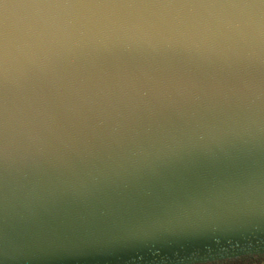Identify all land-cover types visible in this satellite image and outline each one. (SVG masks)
I'll use <instances>...</instances> for the list:
<instances>
[{
  "label": "water",
  "instance_id": "95a60500",
  "mask_svg": "<svg viewBox=\"0 0 264 264\" xmlns=\"http://www.w3.org/2000/svg\"><path fill=\"white\" fill-rule=\"evenodd\" d=\"M0 264L264 255V43L167 10L0 9Z\"/></svg>",
  "mask_w": 264,
  "mask_h": 264
},
{
  "label": "snow or ice",
  "instance_id": "6c2138e0",
  "mask_svg": "<svg viewBox=\"0 0 264 264\" xmlns=\"http://www.w3.org/2000/svg\"><path fill=\"white\" fill-rule=\"evenodd\" d=\"M20 7L31 6H69L78 9L98 11L112 10L127 12L138 10L149 12L167 10L174 14L175 23L212 32L225 26L238 30H251L264 43V0H13ZM9 0H0V9L6 7ZM7 50V20L0 19V64ZM261 195L264 196V180L261 183ZM216 259L234 258L249 254L248 249L236 251L222 245L212 249Z\"/></svg>",
  "mask_w": 264,
  "mask_h": 264
},
{
  "label": "trees",
  "instance_id": "16d2710c",
  "mask_svg": "<svg viewBox=\"0 0 264 264\" xmlns=\"http://www.w3.org/2000/svg\"><path fill=\"white\" fill-rule=\"evenodd\" d=\"M207 264H264V255L247 256L238 259L211 262Z\"/></svg>",
  "mask_w": 264,
  "mask_h": 264
}]
</instances>
